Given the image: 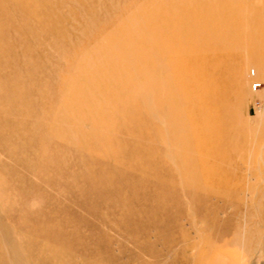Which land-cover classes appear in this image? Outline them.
Wrapping results in <instances>:
<instances>
[{
    "label": "rangeland",
    "instance_id": "374dc122",
    "mask_svg": "<svg viewBox=\"0 0 264 264\" xmlns=\"http://www.w3.org/2000/svg\"><path fill=\"white\" fill-rule=\"evenodd\" d=\"M225 17L262 61L264 0H0V264H264V69L195 106Z\"/></svg>",
    "mask_w": 264,
    "mask_h": 264
},
{
    "label": "bare ground",
    "instance_id": "6f19581e",
    "mask_svg": "<svg viewBox=\"0 0 264 264\" xmlns=\"http://www.w3.org/2000/svg\"><path fill=\"white\" fill-rule=\"evenodd\" d=\"M225 19L228 22L220 25L209 24L206 26H198L193 30L194 33L192 34L195 35L193 36L195 39L199 40L200 47L206 46V43L207 46L212 45L211 49L207 47L204 51L206 55L196 58L198 63L203 65V67L198 68L199 70H193L194 74H199L201 72L206 78L202 82L203 85L198 87V94L200 97L196 99L195 106L199 105L200 112L208 120V123L210 119L215 122L213 119L214 113L216 115L218 111L223 110L224 105H226L225 102L229 99V96H231L230 94L233 89L244 88L245 84L247 86V83L243 81L242 72L240 71L244 64L248 65L249 62L255 61L256 65L259 64L264 69V59L262 61L259 59L256 52H253L254 48L248 51L249 54L247 57L244 55H236L235 53L237 50L234 49V47L231 48L227 44L226 41L231 38L234 31H236L235 41H239L240 30L249 28H245L244 26L240 27L238 21L232 18L225 17ZM206 38L208 40H206ZM176 42L177 40L174 41V43ZM197 46L199 45H196V47ZM172 54L175 58L178 57L177 50L172 51ZM203 62L208 64V66H204L205 64H203ZM207 68L209 72H207ZM229 68L232 69L231 75L228 73ZM216 74L219 75L220 78H214L213 75ZM257 89L258 88H255V90ZM213 110L216 112H213ZM199 117L200 116H198L197 119H199ZM11 247L13 261H15V264H22L19 257L20 251L14 242H12Z\"/></svg>",
    "mask_w": 264,
    "mask_h": 264
},
{
    "label": "built area",
    "instance_id": "2783aa9c",
    "mask_svg": "<svg viewBox=\"0 0 264 264\" xmlns=\"http://www.w3.org/2000/svg\"><path fill=\"white\" fill-rule=\"evenodd\" d=\"M258 87H260V83H255L254 88H258Z\"/></svg>",
    "mask_w": 264,
    "mask_h": 264
}]
</instances>
